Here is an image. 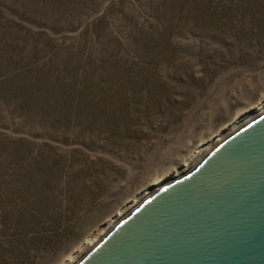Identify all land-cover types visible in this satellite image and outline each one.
I'll use <instances>...</instances> for the list:
<instances>
[{
    "label": "rangeland",
    "instance_id": "rangeland-1",
    "mask_svg": "<svg viewBox=\"0 0 264 264\" xmlns=\"http://www.w3.org/2000/svg\"><path fill=\"white\" fill-rule=\"evenodd\" d=\"M259 104L264 0H0V264L77 259Z\"/></svg>",
    "mask_w": 264,
    "mask_h": 264
},
{
    "label": "water",
    "instance_id": "water-1",
    "mask_svg": "<svg viewBox=\"0 0 264 264\" xmlns=\"http://www.w3.org/2000/svg\"><path fill=\"white\" fill-rule=\"evenodd\" d=\"M76 264H264V113L145 199Z\"/></svg>",
    "mask_w": 264,
    "mask_h": 264
},
{
    "label": "bare ground",
    "instance_id": "bare-ground-1",
    "mask_svg": "<svg viewBox=\"0 0 264 264\" xmlns=\"http://www.w3.org/2000/svg\"><path fill=\"white\" fill-rule=\"evenodd\" d=\"M264 113V104H259L253 112L247 114L243 118L236 119L232 122L231 125H229L224 130H221L218 135H216L213 139L209 140L207 143L203 145V147L200 149L199 154L201 156V159L218 143L223 141L225 138H227L229 135H231L233 132L237 131L244 125L248 124L249 122L253 121L260 115ZM194 167V166H193ZM192 167V168H193ZM189 168H182L179 170L174 171L165 181H160L156 184L151 185L149 188L144 190V192L140 196V200L132 201L130 204L118 215L111 218L102 228H100L97 232V234L94 236V238L89 239L86 241L87 249L86 251L79 256L75 260H71L68 264H76L78 263L89 250L93 249L104 237L105 235L114 228L123 218H125L129 213H131L138 205H140L145 199H147L149 196L160 190L162 187L166 186L167 184L171 183L172 181L179 179L189 173Z\"/></svg>",
    "mask_w": 264,
    "mask_h": 264
}]
</instances>
